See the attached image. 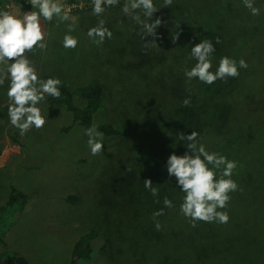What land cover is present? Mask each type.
<instances>
[{"label":"rangeland","instance_id":"obj_1","mask_svg":"<svg viewBox=\"0 0 264 264\" xmlns=\"http://www.w3.org/2000/svg\"><path fill=\"white\" fill-rule=\"evenodd\" d=\"M59 3L72 19L59 23L55 17L51 22L41 18L45 39L53 35L61 41L62 35L69 34V25H74L70 34L77 38L78 45L75 49L61 46V57L54 58L49 66L53 72L45 77L40 62L45 58V50L32 55L30 60L39 78L61 77L65 86L73 90L102 85L105 108L94 122L126 128L129 111L134 117L129 134L135 139L104 135L103 151L93 156L86 129L72 126L61 98L51 97L37 105L46 119L45 126L40 130L33 127L21 135L8 117L5 80L0 85V205L7 201L12 187L28 197L17 220L11 223L9 217L7 221L8 245L26 257L28 264H69L76 240L95 230L94 253L87 264H264V34L256 39L264 31V0L255 16L251 12L222 9L214 0L201 1L199 12L194 6H189V13L183 15L170 10V14L161 17L156 44L147 48L144 43H151L154 38L146 37L141 26L129 16L125 22H119L118 16L123 12L114 14L118 8L106 7L102 16L97 17L90 10L92 0ZM4 10L19 17L37 9H33L30 0H0V11ZM184 16L194 20L190 27L181 21ZM156 18L153 15L151 22ZM99 19L106 21L105 27L113 35L97 46L87 32ZM169 24L173 30L169 26L165 29ZM131 28L136 30L135 35ZM206 29L219 34L222 40L221 52L211 57V71L215 72L221 57L236 60L238 66L241 55L253 54L252 63L256 66L248 80L252 96L243 99L234 95L237 83L243 82L241 75L238 82L229 77L212 85L193 79L189 82V94L184 95L189 97L190 105L185 107L182 99L177 100L171 114L145 130L132 101L142 91L161 92L160 87L167 83L160 72L150 74L158 61L156 56L163 54L162 58L169 59L179 77L194 66L187 58L191 36ZM4 67L0 65V69ZM181 76L186 78L184 73ZM229 103L237 111L232 118L226 115ZM182 118L179 129L186 135L197 132V143L204 144L207 151L237 162L231 179L238 190L230 193L225 209H218L228 213L226 224L197 222L192 227L180 213L184 193L179 187L180 192L174 191L169 198L171 208H165L163 201L160 208L156 207L150 191L144 187L143 182L151 179L160 194L163 184L175 181L167 174L166 161L164 167H153L149 152L164 149L160 144L164 135L175 129ZM68 126L70 130L62 133ZM240 134L243 136L239 137ZM186 143L182 147L172 145L181 148L183 155ZM162 168L164 175H151ZM166 195L169 192L164 194L168 198ZM68 196H75L78 202H66ZM161 209L164 215L156 218L161 225L157 230L153 213ZM5 216H9L7 212L1 220Z\"/></svg>","mask_w":264,"mask_h":264},{"label":"clouds","instance_id":"obj_2","mask_svg":"<svg viewBox=\"0 0 264 264\" xmlns=\"http://www.w3.org/2000/svg\"><path fill=\"white\" fill-rule=\"evenodd\" d=\"M119 3L120 0H92V14L102 16L106 7H115ZM30 4L37 10L19 17L6 10L0 11V65L5 66L0 69V85H3L5 80L8 81L6 92L9 101L8 117L11 125L17 128L21 135L33 127L40 130L45 126L46 119L37 105L46 97L55 100L61 97L62 82L57 78L40 79L36 68L26 55L34 53L36 49L44 51L47 48L41 18L51 22L55 17L59 23L72 19L59 0H30ZM171 4L172 0H164L163 7L167 8ZM243 4L252 15H259L260 9L254 7V0H243ZM121 11L142 27L146 37L154 38L153 42L144 43L146 48L156 44V30L161 26L162 18H156L151 22L153 14L158 11L154 0H125ZM141 13L144 19L141 18ZM105 24L104 19H99L97 25L87 32V36L97 46L102 45L105 39L112 38L113 33ZM74 30L75 26L69 25V34L63 37L62 43L66 49H75L78 45L77 38L70 34ZM220 42L219 39L216 40L217 44ZM214 52L213 43L207 39L191 48L189 59L195 60L196 63L190 70L184 71L189 82L198 79L202 83L212 85L217 80L226 81L229 77L236 78L240 75L237 61L227 56L220 58L215 72L211 71V57ZM238 64L239 68L248 67L244 59H240ZM190 103L188 98L182 101L185 107ZM85 135L88 137L87 144L93 156L103 151L104 133L98 131L96 125L87 128ZM198 135L197 132H191L190 135L184 132L177 133V138L181 142L187 141V151L183 155H176L175 152L169 155L166 161L167 174L175 178L176 185L184 193L180 213L189 219L192 227H195L197 222L226 224L229 221L228 213L218 209H225L231 199L230 193L238 190L237 183L231 179L237 162L207 151L204 144L197 143ZM143 184L153 197L159 195V189L153 186L151 179L145 180ZM163 204L165 208L173 207L172 201L167 197H164ZM162 215L163 209L153 213L157 230L161 225L156 218Z\"/></svg>","mask_w":264,"mask_h":264},{"label":"trees","instance_id":"obj_3","mask_svg":"<svg viewBox=\"0 0 264 264\" xmlns=\"http://www.w3.org/2000/svg\"><path fill=\"white\" fill-rule=\"evenodd\" d=\"M60 1V0H59ZM201 1L204 0H172V4L164 8V0H154V4L157 8V12H155L153 15L157 16L158 18H161L162 15L165 13L170 14V10L178 11L179 14L183 15L184 13L188 14V8L189 6H194L199 12L202 10H199L202 6ZM262 0H254V7L259 8V5L261 4ZM125 0H120V3L115 7L110 8H118L115 10L114 14H118L119 12H122L120 9L122 8ZM214 2L219 5L222 9L229 10L230 12H236V13H250V10L247 9L244 4L243 0H214ZM243 5V6H241ZM197 6V7H196ZM90 10H92V7H90ZM76 10H73L72 12H75ZM188 11V12H186ZM142 14V13H141ZM143 17V14L141 15ZM127 16L123 13L118 16L119 22H125V18ZM144 18V17H143ZM142 18V19H143ZM153 20V19H152ZM181 21L185 24V26L190 27V24L192 25L194 20L190 17L184 16ZM127 26V25H126ZM130 26V25H129ZM140 26V25H139ZM170 27L169 25H166V27L163 25V28L167 30V27ZM128 27V26H127ZM133 29V30H132ZM169 29L173 30V27L171 26ZM168 29V31H169ZM133 34H136V30L134 28L130 29ZM142 30V27H141ZM195 31V30H194ZM193 31V32H194ZM139 32V31H138ZM192 32V33H193ZM123 35V32L120 33ZM120 34H118L120 36ZM258 35L256 39L258 40V37L263 35ZM63 35L61 37V41H56L55 37L53 35H49L48 38L45 39V42L47 44V48L44 51L45 52V58L44 60H40L42 62L43 67L41 74L42 76L48 75L50 72H53L52 69L49 68L50 65H52L51 62H54V58H60L61 57V46H63ZM210 40L214 47L215 52L213 53L212 57L219 54L222 50V40L219 34L212 30H203L199 31L198 33H194L188 43V49L189 53L191 48L198 42H201L203 40ZM219 39L221 42L219 44L216 43V40ZM58 43V45H57ZM63 49V48H62ZM41 51L39 49H36L34 53H27V57L29 59L32 58V55H35L36 52ZM250 51V50H249ZM190 56V55H189ZM189 56L187 57L189 59ZM163 54L156 56V59L158 60L157 63L153 68H151V73H161L163 75L164 79H167V83L162 84L160 87L161 92H157L155 90H148V91H142L141 94L138 96L137 99L132 101V104L134 106V109L136 110L135 113L138 114V117L140 116L144 123V129L148 131V128L151 124L161 122L165 117L169 114H171V111L174 110L177 100L179 99H186L189 98L184 95H188L189 91L191 90L190 83L186 78H182L181 75H183L184 71L177 77L175 76L173 67H170L171 65L168 63L169 59H164ZM253 54L247 53L246 56L241 55L240 59H244L247 62L248 67L246 69L239 68L241 77L243 78V82H238L239 76L236 77L237 80V86L233 89L234 95H240L243 99H246L249 96H252V86L250 85L249 77L254 75L256 66L255 63H252L253 61ZM34 59V58H33ZM179 59V58H178ZM175 60V61H178ZM38 60V59H37ZM50 60V63L48 62ZM192 64H195L196 61L189 59ZM177 64V62H176ZM154 65V63L151 64V66ZM189 67V66H188ZM258 68V67H257ZM191 67L189 68V70ZM186 79V80H185ZM59 80L62 82L60 91H61V103L64 107V109L70 114L71 120H72V126H80L82 128H89L93 125L97 126L98 131H101L106 136H116L121 139L129 138L132 140V138L135 139L134 136H131L129 133L133 130L130 128V121L134 119V117L130 116L131 113L129 111L127 112V118H126V128H115L112 125L109 124H96L94 122L95 116L104 110V87L102 85L96 84L94 86H91L89 88H83V89H77L73 90L69 87L65 86L63 80L61 77H59ZM246 80V81H245ZM244 87H243V85ZM242 85V86H241ZM231 94V93H230ZM233 95V96H234ZM184 96V97H183ZM183 97V98H179ZM229 102V101H228ZM229 112L226 114L227 118H232L234 114H237L236 108L229 103ZM182 120H178V124L175 129L173 130H167V135H164V138L162 142L160 143L163 146V150L160 152H149L146 149V155L150 154V161L153 167L155 168L156 165L159 167H164V161H167V158L170 154L175 152L176 155L181 154V148H178L179 146H183L185 142H181L177 138L178 132H183L180 128L182 126ZM70 126L65 127L62 129V133H66L70 130ZM187 130V129H186ZM243 134H240L239 137H242ZM251 139H254V134L252 135L250 133L249 135ZM142 143H144V138H142ZM173 143H176L178 146L177 148H173ZM149 149L151 150V143H149ZM153 169V168H151ZM164 175L165 170L163 168L158 171L157 174H151L152 176H158V175ZM174 191L180 192L178 186L176 185L175 181H167L165 185L163 184L160 194L156 197L152 198V203L156 207H159V204L164 199V194L169 192L168 199L172 198V193ZM28 197L24 193L18 191L15 187H12L7 201L4 204L0 205V264H28V261L26 257L21 255L16 250H13L7 243V230L9 226V222L7 223L9 217L10 222L14 223L15 220H17V216L21 214V212L24 210L25 205L27 203ZM65 201L71 204H74L78 202V199L75 196H68L65 198ZM156 201H159L157 203ZM7 212L9 215L8 217L1 220V217ZM4 223V225H3ZM97 238V232L95 230H89L86 233H84L82 236H80L76 242L74 243L72 250H71V256L69 264H87L94 253V242Z\"/></svg>","mask_w":264,"mask_h":264}]
</instances>
